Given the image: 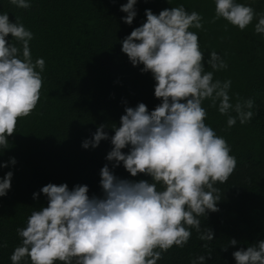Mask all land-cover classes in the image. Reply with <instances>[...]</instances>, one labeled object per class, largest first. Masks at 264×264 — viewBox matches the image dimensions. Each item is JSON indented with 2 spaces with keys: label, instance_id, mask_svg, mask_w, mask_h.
Masks as SVG:
<instances>
[{
  "label": "clouds",
  "instance_id": "9594fccd",
  "mask_svg": "<svg viewBox=\"0 0 264 264\" xmlns=\"http://www.w3.org/2000/svg\"><path fill=\"white\" fill-rule=\"evenodd\" d=\"M8 2L24 9L31 6V0ZM136 3L127 0L119 6L127 14L121 19L128 25L137 16ZM213 3V20L222 18L242 31L255 18L254 32L264 36V13H257L250 3ZM144 15L146 19L121 41V51L133 66L143 65L141 72L151 73L154 96L160 103L151 111L143 102L126 106L119 126L111 125L112 148L105 158L113 162L112 168L122 163L131 176L143 173L151 182L121 178L105 164L99 172L102 196H89L86 184L71 189L66 182L45 184L32 195L37 199L43 193L47 206L33 208L25 226L16 229L20 243L10 255L11 264H157L169 248L184 247L193 229L200 240H213L211 228L201 231L200 217L218 210L221 198L214 185L228 180L237 161L225 138L205 123L203 101L209 99L231 127L237 120L244 124L252 118L254 100L231 102V80L213 78L215 71L227 68L216 51L206 61L212 71L205 70L198 33L190 30L202 28L199 12H189L181 4L158 14L145 9ZM32 38V31L19 17L12 21L8 12H0L3 150L8 148V136L15 131L18 118L29 115L40 97L45 61L42 57L33 61ZM104 127L98 126L81 146L95 148L109 139ZM125 148L127 152L122 151ZM9 164H16L15 157L0 162V168ZM12 177L11 170L0 177V197L7 195ZM237 243L231 238L222 249ZM6 246L0 242V247ZM211 255L208 251L189 264H205ZM232 256L235 264H264V239L240 247Z\"/></svg>",
  "mask_w": 264,
  "mask_h": 264
},
{
  "label": "trees",
  "instance_id": "16d2710c",
  "mask_svg": "<svg viewBox=\"0 0 264 264\" xmlns=\"http://www.w3.org/2000/svg\"><path fill=\"white\" fill-rule=\"evenodd\" d=\"M126 2L31 0V6L24 9L0 0V12H8L12 21L19 17L32 31L29 46L33 61L40 57L45 61L37 105L29 115L18 118L15 131L8 136V148H0V162L16 159L15 165L0 168V177L13 171L11 188L0 197V242L7 245L0 247V264H11L10 255L20 243L16 229L25 226L33 208L47 206L45 195L33 199V192L49 182H66L70 189L86 184L89 196H102L99 172L105 164L112 168L113 163L105 158L112 148L111 125L119 126L126 106L143 102L151 111L160 103L154 96L151 73L141 72L142 64L130 63L121 51V41L146 19L145 9L158 14L181 4L202 17V28L190 30L198 33L205 70L212 71L206 61L209 53L216 51L226 60L227 68L215 71L214 80H231L233 104L237 99L252 98L254 115L244 124L237 120L228 127L227 116L210 106L209 99L203 101L205 123L225 138L236 167L226 182L214 185L221 198L218 210L200 217L201 231L211 228L213 240H200L193 229L184 247L169 248L157 264H189L190 259L208 251L212 255L205 264H235L233 251L264 239V36L254 32L256 19L241 31L222 18L213 20V0H169L170 4L168 0H137V16L128 25L121 19L127 14L119 10ZM241 2L264 13V0ZM102 124L109 139L101 140L95 148H83L82 141L90 139ZM112 171L121 178L151 182L143 173L131 176L122 163ZM231 238L237 245L223 250Z\"/></svg>",
  "mask_w": 264,
  "mask_h": 264
}]
</instances>
